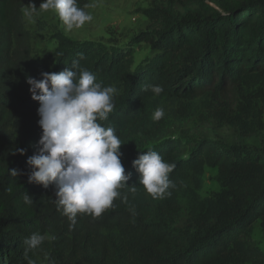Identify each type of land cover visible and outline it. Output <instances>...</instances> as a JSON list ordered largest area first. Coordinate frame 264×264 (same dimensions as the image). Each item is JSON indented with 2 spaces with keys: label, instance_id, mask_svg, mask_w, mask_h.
I'll return each mask as SVG.
<instances>
[{
  "label": "trees",
  "instance_id": "16d2710c",
  "mask_svg": "<svg viewBox=\"0 0 264 264\" xmlns=\"http://www.w3.org/2000/svg\"><path fill=\"white\" fill-rule=\"evenodd\" d=\"M30 1L0 0V264H27L23 241L36 232L47 238L28 255L44 256L46 264H264V251L250 240L255 224L264 228V143L189 134L184 143L169 137L170 116L152 119L162 100L189 109L184 117L191 119L193 101L203 97L224 117L225 107L239 104L248 79L264 78V0H159L144 11L149 28L124 47L55 34L52 67L34 58V36L23 15ZM90 1L78 0V6ZM143 43L153 56L137 64L135 46ZM74 60L97 82L118 89L114 110L101 123L124 142L120 159L131 174L126 184L137 190L121 189L99 217L78 213L70 229L57 209L55 186L29 182L27 159L38 151L42 128L27 78L59 73ZM149 84L162 85L163 92L144 91ZM226 120L253 131L235 115ZM148 150L176 165L169 174L175 187L158 202L148 199L132 164ZM204 164L218 167L221 189L189 217L180 197L194 200L189 183Z\"/></svg>",
  "mask_w": 264,
  "mask_h": 264
},
{
  "label": "clouds",
  "instance_id": "9594fccd",
  "mask_svg": "<svg viewBox=\"0 0 264 264\" xmlns=\"http://www.w3.org/2000/svg\"><path fill=\"white\" fill-rule=\"evenodd\" d=\"M89 7L95 5L81 8L78 0H43L39 9L34 4L27 6L23 15L31 22L38 10H54L66 30L71 31L92 21V14L85 10ZM27 83L32 99L39 102L38 124L42 128L38 151L27 159L31 168L29 182L41 184L44 188L55 186V203L70 221L69 228H74L78 213L99 217L121 197L120 190L124 187L135 193L136 186L126 184L131 174H125L120 159V147L124 142L114 127H105L101 123L107 121L114 110L118 89L97 82L96 76L82 68L78 60L59 73H41L39 80L29 76ZM144 91L159 95L163 87L149 84L144 86ZM164 115V109L157 108L152 119L159 121ZM17 151L21 155L25 153V149ZM132 164L140 174L139 184L154 199L171 195L169 189L175 184L169 174L175 169V163H169L158 152L148 150ZM10 174L17 176L18 172L12 169ZM123 199L127 201V196ZM23 200L28 205L33 203L27 193ZM46 238L39 232L25 238L27 264H38L28 253L39 249Z\"/></svg>",
  "mask_w": 264,
  "mask_h": 264
},
{
  "label": "rangeland",
  "instance_id": "374dc122",
  "mask_svg": "<svg viewBox=\"0 0 264 264\" xmlns=\"http://www.w3.org/2000/svg\"><path fill=\"white\" fill-rule=\"evenodd\" d=\"M157 1L159 0H91L89 5L94 4L95 7H89L86 11L92 14V21L71 31L66 30V26L54 10H38L33 21L30 22L24 17L27 29L34 36L32 41L34 58L51 67L54 65V52L58 45L55 39L57 33H62L74 40H92L104 42L109 46H127L138 32L149 28L150 21L144 11ZM42 2L43 0H31L26 7L34 4L39 9ZM135 47L137 64H143L153 56L148 44L143 43ZM240 96L241 100L238 105L225 107L227 114L224 117H222L221 108L217 110L210 97L193 101L195 115L188 120L184 115L189 112V109L185 112L171 102L159 101L157 108H163L165 115L171 117L173 125L169 130V137L181 139L184 143L186 134L233 144L264 143V78L248 79ZM231 115L238 117L247 128L253 131L242 130L236 124H229L226 118ZM251 133H253L252 136L249 135ZM220 175L218 167L207 164L202 165L198 170L196 177L189 183L194 200L180 197L189 217L201 212L204 202L219 193ZM147 197L151 202L161 200L154 199L149 193ZM250 240L264 251V228L259 222L254 225ZM37 262L46 264V259L44 256H39Z\"/></svg>",
  "mask_w": 264,
  "mask_h": 264
}]
</instances>
